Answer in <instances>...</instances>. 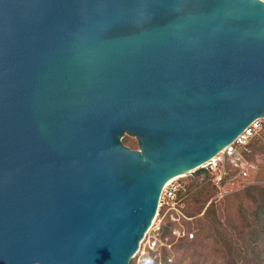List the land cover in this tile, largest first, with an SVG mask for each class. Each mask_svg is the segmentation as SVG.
<instances>
[{"label":"water","instance_id":"water-1","mask_svg":"<svg viewBox=\"0 0 264 264\" xmlns=\"http://www.w3.org/2000/svg\"><path fill=\"white\" fill-rule=\"evenodd\" d=\"M256 117L264 0H0V264H128Z\"/></svg>","mask_w":264,"mask_h":264},{"label":"rangeland","instance_id":"rangeland-1","mask_svg":"<svg viewBox=\"0 0 264 264\" xmlns=\"http://www.w3.org/2000/svg\"><path fill=\"white\" fill-rule=\"evenodd\" d=\"M120 139L131 149L139 148L137 138L132 135L124 133ZM250 146L252 153L250 156L244 154L243 160L249 164V176L240 180V187L228 195L218 198L216 193L213 194L196 214H190L191 208L196 207L192 204L203 198L189 197L196 187L188 194L185 189L197 182L205 184L213 177V172L196 168L178 178L180 189L177 191L176 204H158L155 217L128 264H144L141 257L146 249L156 250L161 224L168 225L173 236L171 246L168 245L169 259L162 264H260L255 257L259 253L252 252L249 245H253L256 239L260 256H264V232L257 238L251 232V224H255L256 199L264 192L261 191L264 189V128ZM227 169L236 170L238 167L228 161ZM174 231H179V235ZM153 256L155 253L150 252L144 259L153 261Z\"/></svg>","mask_w":264,"mask_h":264},{"label":"built area","instance_id":"built-area-1","mask_svg":"<svg viewBox=\"0 0 264 264\" xmlns=\"http://www.w3.org/2000/svg\"><path fill=\"white\" fill-rule=\"evenodd\" d=\"M264 128V117H256L248 123L223 149L212 155L210 158L198 165V168L208 169L213 172V183L217 191L216 196L222 198L232 191L237 190L240 186L238 182L249 176L248 162L244 160V154L247 145L259 134ZM230 161L238 169H227ZM220 164L222 167H220ZM178 178L171 180L164 185L160 197V205L166 204L174 206L176 204L177 191L180 189ZM179 231H174V233ZM193 236V234H191Z\"/></svg>","mask_w":264,"mask_h":264},{"label":"trees","instance_id":"trees-1","mask_svg":"<svg viewBox=\"0 0 264 264\" xmlns=\"http://www.w3.org/2000/svg\"><path fill=\"white\" fill-rule=\"evenodd\" d=\"M252 142V141H251ZM251 142L247 145L245 154L246 155H251L252 149H251ZM208 169H201V171H207ZM193 187H196L195 190L192 191ZM192 191V192H191ZM217 191V188L215 184L213 183V177L208 179L205 184H199L198 182L187 186L185 189V193H189V197L191 198L195 196H200L203 198L202 201L198 200L194 202L192 205H196V207L191 208V213L190 214H196L199 212L205 205V203L208 201V199L215 194ZM261 191H264L261 190ZM264 192L261 193L260 197L256 199V207H255V215H254V220L255 224H251V232L252 234L257 238L260 233L264 232ZM159 241H158V247L156 250H151L150 248L146 249V252L142 255L141 257V262H144V264H162V262L166 263V261L169 259L167 257V251L168 250V245L171 246L172 242V229L168 228V225L161 224L159 226ZM258 246V241L255 239L253 241V245H249V248L251 249L252 252L259 253L257 254L256 259L260 264H264V256H260L259 248ZM150 252H154L155 256H153V261L149 259H144V257L147 256V253L149 254Z\"/></svg>","mask_w":264,"mask_h":264},{"label":"bare ground","instance_id":"bare-ground-1","mask_svg":"<svg viewBox=\"0 0 264 264\" xmlns=\"http://www.w3.org/2000/svg\"><path fill=\"white\" fill-rule=\"evenodd\" d=\"M196 168H197V167L192 168V169H187V170H185V171H183V172H181V173H179V174H176V175L172 176L171 178H169V179L165 182L164 185L168 184V183H169L171 180H173V179L180 178V177H182L183 175L188 174L189 172L193 171V170L196 169Z\"/></svg>","mask_w":264,"mask_h":264}]
</instances>
